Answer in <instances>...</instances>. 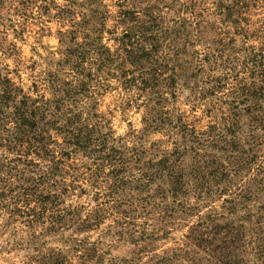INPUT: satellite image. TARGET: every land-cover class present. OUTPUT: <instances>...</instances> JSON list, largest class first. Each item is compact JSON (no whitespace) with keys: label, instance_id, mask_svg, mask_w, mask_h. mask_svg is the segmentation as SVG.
I'll return each instance as SVG.
<instances>
[{"label":"trees","instance_id":"1","mask_svg":"<svg viewBox=\"0 0 264 264\" xmlns=\"http://www.w3.org/2000/svg\"><path fill=\"white\" fill-rule=\"evenodd\" d=\"M52 2L60 24L59 46L49 52L52 57L42 77L25 87L21 77L17 83L9 75L13 71L20 76L18 69L4 64L2 72L0 67V202L5 196L12 199L18 214L31 222L48 218L56 223L75 218L76 206L66 201L87 194L89 188L95 200L124 204V216L134 208L155 205L165 216L174 211L188 216L206 203L204 216L194 214L199 219L193 229L211 226L221 235L224 251L212 254L215 264H244L249 255L263 258L264 264L261 217L250 229L242 221L251 213L240 223L230 219L226 226L213 224L225 217L224 210L234 212L238 198L250 200L264 189V177H259L264 161L252 166L257 155L250 147L251 131L264 125V55L249 59L248 78L234 75L227 115L201 128L185 111L167 107L168 100L161 96L165 87L174 97L178 78L165 51L168 29L162 15L148 10L140 19L132 2L118 4L117 21L125 28L120 36L109 37L105 33L115 31L106 24L110 11L104 0ZM114 82L124 90L157 94L142 118L141 135L116 134L111 119L98 109L99 95ZM203 83L207 86L201 95L220 88L217 76ZM243 116L248 118L250 133L245 134L251 143L241 140ZM149 133L166 138L146 144ZM219 194L230 195L223 200L228 206L213 205ZM104 209L97 206L93 217L87 215L79 224L95 225Z\"/></svg>","mask_w":264,"mask_h":264},{"label":"rangeland","instance_id":"2","mask_svg":"<svg viewBox=\"0 0 264 264\" xmlns=\"http://www.w3.org/2000/svg\"><path fill=\"white\" fill-rule=\"evenodd\" d=\"M22 1L0 0V67L2 72L4 64H8L10 70L18 69L20 76L12 71L10 77L17 83L21 77L25 87H32L33 80L42 77L46 62L52 57L48 56L49 52L59 46L60 24L54 17L52 1L63 3L64 0H32L25 7ZM104 2L110 11L106 24L115 31L105 33L109 37L120 36L125 28L124 23L117 21L118 4L132 2L139 10L140 19L146 18L143 11L148 10L162 15L168 29L163 42L169 49L165 51L178 78L174 97L165 87L161 96L168 100L167 107L185 111L189 120L193 119L201 128H206L213 118L219 121L227 115V92L234 75L248 78L251 75L246 69L250 66L249 59L264 55V0ZM32 65L33 69L29 67ZM212 76L219 77L220 88L201 95L200 89L207 86L204 80ZM156 95L136 88L124 90L114 82L113 88L99 95L98 109L111 119L116 134L126 138L131 133L141 135L142 118ZM262 127L251 131L254 143L250 147L257 155L252 166L264 161ZM239 130H244L242 142L251 143V137L245 134L250 133L246 116L242 117ZM156 134L145 135L146 144L154 138H166ZM259 177H264V173H259ZM93 193L94 189L89 188L87 194L67 199L66 204L76 206L78 213L73 220L65 217L61 223L50 222L48 218L31 222L23 213L18 214L19 206L5 196L0 202V264H215L212 254L224 251L225 243L214 228L193 229L199 219L194 214L199 212L204 216L208 211L206 203H199V210L188 216H182L179 211L165 216L156 205L148 207L149 210L134 208L129 216H124V204L103 197L95 200ZM254 194L257 197L250 200L238 198L239 205L234 212L224 210L225 217L214 222V226H226L230 219L240 223L242 216L251 213L253 216L242 223L250 229L255 226L257 217H261L264 228V189ZM229 198V194H219L213 205L228 206L223 200ZM100 201L103 204L98 205ZM97 206L105 211L95 225L79 224L87 215L92 216ZM221 232H224L222 228ZM250 235H245L244 240L250 239ZM246 258L244 264H261L263 260L254 255Z\"/></svg>","mask_w":264,"mask_h":264}]
</instances>
